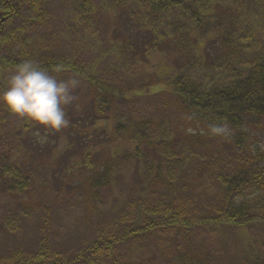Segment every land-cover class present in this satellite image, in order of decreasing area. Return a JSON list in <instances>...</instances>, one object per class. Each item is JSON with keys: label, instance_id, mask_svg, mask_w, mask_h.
Returning a JSON list of instances; mask_svg holds the SVG:
<instances>
[{"label": "rangeland", "instance_id": "1", "mask_svg": "<svg viewBox=\"0 0 264 264\" xmlns=\"http://www.w3.org/2000/svg\"><path fill=\"white\" fill-rule=\"evenodd\" d=\"M13 1L19 14L0 30V57L74 64L118 98L99 119L87 84L54 70L57 80L78 81L67 127L50 131L0 108V176L10 165L20 176L0 180V264L36 256L46 217L56 264H264V225L195 224L220 211V177L264 167V125L242 127L239 152L234 131L213 135L217 123L193 120L168 85L182 74L201 90L221 87L264 54V0H210L201 29L189 19L193 0L158 18L135 0H91L89 21L84 0ZM152 29L163 43L150 50ZM13 73L0 68V92ZM105 170L108 183L91 196ZM171 215L192 227L133 233Z\"/></svg>", "mask_w": 264, "mask_h": 264}, {"label": "trees", "instance_id": "2", "mask_svg": "<svg viewBox=\"0 0 264 264\" xmlns=\"http://www.w3.org/2000/svg\"><path fill=\"white\" fill-rule=\"evenodd\" d=\"M135 1L151 12L153 18L171 12L179 4H183L176 0ZM209 1H192L195 2L196 7H193L194 11H189L188 14L194 28L201 29L202 24L206 26V17L202 15V11ZM182 7L187 8L184 4ZM81 8L83 20L89 21L92 8L91 0H84ZM18 14L19 8L13 0H0V30L5 22L14 20ZM148 31V34L153 37V41L148 42L150 50L158 48L163 41L156 37L157 32L154 29ZM227 40L229 41V38L226 36L223 38L222 43L228 42ZM18 64L17 61L10 58L0 57V68L9 66L15 70ZM39 65L48 73L54 70L67 71L86 83L92 92L93 112L99 119L105 116L113 101L118 98V95L111 88L96 82L91 75L82 72L74 64L46 61ZM168 85L177 102L189 113L193 120L223 124L234 131V141L239 152H243L247 140L242 127H253L258 130L264 125V54L249 58L221 87L201 90L192 85L190 79L182 74ZM146 86L145 84L140 88L146 90ZM11 176L16 178L19 176L18 168L14 165L5 166L1 170L0 180ZM108 180L109 171L105 170L90 184L91 196L94 195L95 189L105 187ZM220 182L223 187L220 211L215 216L197 219L195 221L196 226H231L245 230L256 224L264 225V167L247 170L246 167L241 166L232 174L220 177ZM10 184L14 188V179H10ZM22 184L23 188L21 187ZM24 184L25 180L17 185L16 190L23 191L25 189ZM47 222L46 217L42 224L39 249L36 256L29 258L19 252L11 259L9 264H56L55 261L48 260L45 228ZM174 227H192V224L178 215H171L165 218L163 222H148L139 227L140 229L133 230V233L149 234L158 228Z\"/></svg>", "mask_w": 264, "mask_h": 264}, {"label": "clouds", "instance_id": "3", "mask_svg": "<svg viewBox=\"0 0 264 264\" xmlns=\"http://www.w3.org/2000/svg\"><path fill=\"white\" fill-rule=\"evenodd\" d=\"M76 79L57 80L31 59L19 63L8 79L6 89L0 92V108L15 118L26 120L50 131H59L68 126L65 106L73 101L72 89ZM189 133L192 129L187 130ZM213 135H226L223 124H214Z\"/></svg>", "mask_w": 264, "mask_h": 264}]
</instances>
